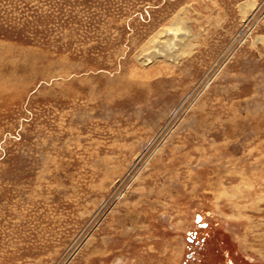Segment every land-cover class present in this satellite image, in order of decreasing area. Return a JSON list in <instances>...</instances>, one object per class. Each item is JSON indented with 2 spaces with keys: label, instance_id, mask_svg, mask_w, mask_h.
I'll list each match as a JSON object with an SVG mask.
<instances>
[{
  "label": "rangeland",
  "instance_id": "obj_1",
  "mask_svg": "<svg viewBox=\"0 0 264 264\" xmlns=\"http://www.w3.org/2000/svg\"><path fill=\"white\" fill-rule=\"evenodd\" d=\"M0 264H264V0H0Z\"/></svg>",
  "mask_w": 264,
  "mask_h": 264
},
{
  "label": "bare ground",
  "instance_id": "obj_2",
  "mask_svg": "<svg viewBox=\"0 0 264 264\" xmlns=\"http://www.w3.org/2000/svg\"><path fill=\"white\" fill-rule=\"evenodd\" d=\"M178 17V16H177ZM180 19V18H179ZM178 20V19H177ZM179 22V21H178ZM180 22H182V21H180ZM175 23H176V21H175ZM175 23L172 25V27L173 28H168V29H166L164 32L166 33V34H168V35H172L174 38H176V39H178L180 36H186L187 37V35H188V33H186V30H183L181 27L180 28H175L176 27V25H175ZM163 32H161V33H159V35L161 36V34H162ZM167 35V36H168ZM158 36V35H157ZM157 36L155 37V38H157ZM170 36H168V38H164L163 39V42L165 43L166 42V40L167 39H169L170 40ZM180 39V38H179ZM156 40V39H155ZM155 40H152L153 41V43L155 42ZM165 40V41H164ZM168 41V40H167ZM167 43V42H166ZM188 42H186V41H184V42H182V40H180V42L177 44L176 43V48H177V45L179 46L177 49H178V54H179V52L181 53V55H182V53H184L185 51L184 50H186L185 48H189L188 47ZM155 45V44H154ZM185 46V47H184ZM168 47V46H167ZM174 49L175 48V43H173L172 45H171V47H170V51H171V49ZM189 50H190V48H189ZM191 51V50H190ZM177 52L175 53V55L177 54ZM154 54V53H153ZM185 54V53H184ZM169 56H170V54H169ZM166 58V57H165ZM168 56H167V58L165 59V60H168ZM178 59V58H177ZM175 60H176V58H175Z\"/></svg>",
  "mask_w": 264,
  "mask_h": 264
}]
</instances>
